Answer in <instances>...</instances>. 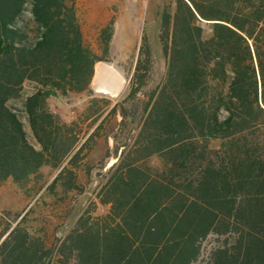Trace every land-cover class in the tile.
Returning <instances> with one entry per match:
<instances>
[{"label":"trees","instance_id":"1","mask_svg":"<svg viewBox=\"0 0 264 264\" xmlns=\"http://www.w3.org/2000/svg\"><path fill=\"white\" fill-rule=\"evenodd\" d=\"M75 2L0 0V186L25 188L48 166L58 173L44 193L61 203L113 139L117 161L96 192L109 209H86L58 247L28 225L31 209L15 225L2 218L0 264H194L210 235L226 240L208 264H264V0L172 1L158 18L163 77L144 34L116 102L91 88L114 25L100 32L99 56ZM27 81L35 91L11 106ZM83 92L72 121L47 102Z\"/></svg>","mask_w":264,"mask_h":264},{"label":"rangeland","instance_id":"2","mask_svg":"<svg viewBox=\"0 0 264 264\" xmlns=\"http://www.w3.org/2000/svg\"><path fill=\"white\" fill-rule=\"evenodd\" d=\"M172 1L174 0H76L77 17L85 42L99 56L104 55L103 46L100 43V32L107 25L111 23L114 25L109 56L95 66L91 88L96 96L111 99L113 102L123 100L135 70L144 34L147 35L149 44L157 55L154 78L156 82L160 81L165 72V62L157 38L160 31L158 18L162 9ZM29 20L30 15L26 13L22 23H27ZM204 26L208 29L206 24ZM97 65H107L120 76V89L115 95L98 91ZM35 89L36 85L27 81L21 93L22 97L12 100L9 104L20 108L24 99ZM141 98L144 99L143 96ZM89 100L88 93L83 92L73 93L68 97H51L47 102L51 110L67 121H72L84 111ZM22 117L29 139L34 142L28 119L25 115ZM121 119V116L117 115L116 121ZM109 149L112 151L110 156L107 154ZM113 150V139H110L108 143L104 139L100 140L90 157L91 174H86L84 170L78 173L81 191L68 193L61 203H57L56 199L44 193L46 186L58 173L57 170L48 166L42 168L41 179L33 177L25 188H21L12 179L7 180L0 186V220L2 218L12 220V224L15 225L18 221L15 220L16 215L24 214L31 209L28 225L37 230H45L49 245L58 247L86 209L93 211L95 208L94 216H101L108 212L109 207L99 203L96 192L106 182L110 168L117 161ZM91 202L97 203V206L93 207ZM225 240V236L210 235L203 242L201 256L194 264H208L212 250L222 245Z\"/></svg>","mask_w":264,"mask_h":264},{"label":"bare ground","instance_id":"3","mask_svg":"<svg viewBox=\"0 0 264 264\" xmlns=\"http://www.w3.org/2000/svg\"><path fill=\"white\" fill-rule=\"evenodd\" d=\"M96 79L99 83L98 91L106 94L115 95L120 89V76L107 65H97Z\"/></svg>","mask_w":264,"mask_h":264},{"label":"water","instance_id":"4","mask_svg":"<svg viewBox=\"0 0 264 264\" xmlns=\"http://www.w3.org/2000/svg\"><path fill=\"white\" fill-rule=\"evenodd\" d=\"M207 23H210V22H207Z\"/></svg>","mask_w":264,"mask_h":264}]
</instances>
